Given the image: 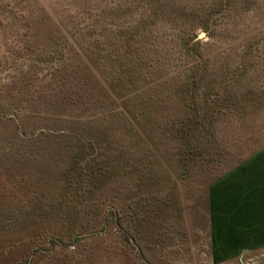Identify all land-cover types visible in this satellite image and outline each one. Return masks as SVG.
<instances>
[{
  "label": "rangeland",
  "instance_id": "obj_1",
  "mask_svg": "<svg viewBox=\"0 0 264 264\" xmlns=\"http://www.w3.org/2000/svg\"><path fill=\"white\" fill-rule=\"evenodd\" d=\"M260 154L264 0H0V264H264L211 242Z\"/></svg>",
  "mask_w": 264,
  "mask_h": 264
},
{
  "label": "crops",
  "instance_id": "obj_2",
  "mask_svg": "<svg viewBox=\"0 0 264 264\" xmlns=\"http://www.w3.org/2000/svg\"><path fill=\"white\" fill-rule=\"evenodd\" d=\"M211 211L213 257L233 259L264 249V154L214 185Z\"/></svg>",
  "mask_w": 264,
  "mask_h": 264
}]
</instances>
